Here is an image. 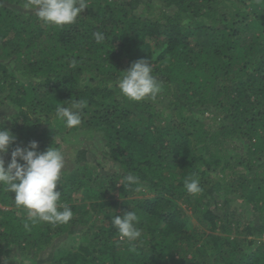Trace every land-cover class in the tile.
Returning <instances> with one entry per match:
<instances>
[{
    "label": "trees",
    "instance_id": "1",
    "mask_svg": "<svg viewBox=\"0 0 264 264\" xmlns=\"http://www.w3.org/2000/svg\"><path fill=\"white\" fill-rule=\"evenodd\" d=\"M26 2L0 0V108L10 110L0 128L16 136L3 158L29 141L68 147L56 190L73 217L32 224L0 186V260L38 264L51 248L48 264H264V0H88L63 27ZM145 58L162 90L130 101L116 82ZM79 99V126L54 119ZM205 112L218 124L206 127ZM95 138L100 160L88 157ZM192 175L196 196L184 187ZM129 210L141 229L131 244L112 223Z\"/></svg>",
    "mask_w": 264,
    "mask_h": 264
},
{
    "label": "clouds",
    "instance_id": "2",
    "mask_svg": "<svg viewBox=\"0 0 264 264\" xmlns=\"http://www.w3.org/2000/svg\"><path fill=\"white\" fill-rule=\"evenodd\" d=\"M25 7L34 11L37 18L45 25L63 27L76 22L81 13L88 8V0H27ZM97 43L105 36L94 32ZM124 74L117 80L116 87L120 94L130 101L140 102L145 99L155 100L161 92V83L153 75V66L148 58L131 63ZM87 106L84 99L72 100L68 106H58L54 119L62 121L66 127H77L82 123V112ZM16 141V136L6 128H0V186L14 193L17 206L27 210L32 224L47 222L53 226L66 224L73 217L72 209L61 201V191L56 190L66 167V156L57 147L49 146L45 151H38V142L29 141L26 146L16 145L10 152V162L5 165L4 155ZM129 184L139 185V178L133 174L125 177ZM186 191L196 196L203 189L199 177L189 176L184 181ZM140 188H137L139 191ZM140 217L133 210L112 217L113 226L120 237L130 244L141 237L137 226ZM26 230H31L29 223H24ZM15 264H21L16 256ZM8 264V257L0 260Z\"/></svg>",
    "mask_w": 264,
    "mask_h": 264
},
{
    "label": "rangeland",
    "instance_id": "3",
    "mask_svg": "<svg viewBox=\"0 0 264 264\" xmlns=\"http://www.w3.org/2000/svg\"><path fill=\"white\" fill-rule=\"evenodd\" d=\"M30 11L31 12H34L32 10H29L28 12H30ZM156 51L157 50H155V52ZM163 103H160V104L158 103V106H157L159 108V110H161V111H165L166 110V107H164V104ZM9 112H10V110L7 109V108H3V107L0 108V122H2L5 119H7L6 116L8 115ZM204 116H205V124H206V127L207 126H213V125L218 124L217 119L214 120L211 113L205 112ZM86 142H89V141L87 140ZM90 143L94 146V148H95V150H97V152L95 153V150L93 152L89 151L88 152V157L89 158H93V159L96 158L98 160L102 159V155L100 154V151H99L100 149H102V144L97 140V138H95L94 140L90 141ZM62 152L66 156V162L71 159V152L72 151H70V149H68V147H65V151L63 150ZM104 164H105L106 167L109 168V164H111V161L109 160V161L105 162ZM66 166L67 167L69 166L68 165V162L66 163ZM219 206H223L226 210H229L230 212H234L236 216H237V214L239 215L240 211H242V212L244 211V207L238 205L237 203H231L230 205H226V202L224 201V199L222 197L220 198ZM1 208L4 209L5 207H3V206L0 205V209ZM196 226L197 225H194L193 228L196 227ZM65 242H66V240L63 239V240L60 241V244H64ZM51 250H52L51 248L46 249L45 251H42L38 255V257H37L38 264H48V260H47L48 259V254H50Z\"/></svg>",
    "mask_w": 264,
    "mask_h": 264
}]
</instances>
